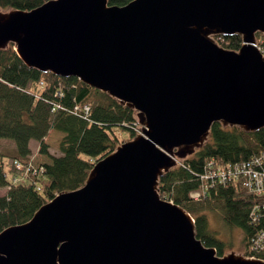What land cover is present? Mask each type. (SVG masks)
Segmentation results:
<instances>
[{
  "label": "water",
  "instance_id": "obj_1",
  "mask_svg": "<svg viewBox=\"0 0 264 264\" xmlns=\"http://www.w3.org/2000/svg\"><path fill=\"white\" fill-rule=\"evenodd\" d=\"M264 0H49L0 12V49L76 77L137 112L142 133L25 223L0 232V264H264L219 255L159 179L215 123L264 128ZM240 35L230 50L214 37Z\"/></svg>",
  "mask_w": 264,
  "mask_h": 264
},
{
  "label": "trees",
  "instance_id": "obj_2",
  "mask_svg": "<svg viewBox=\"0 0 264 264\" xmlns=\"http://www.w3.org/2000/svg\"><path fill=\"white\" fill-rule=\"evenodd\" d=\"M47 1L0 0V12L32 10ZM131 1L109 0V4L126 5ZM259 37L264 53V34ZM219 42L227 49L238 50L243 38L221 36ZM86 105L90 107L88 113ZM115 126L130 130V138L142 130L137 112L119 100L76 77H60L28 67L13 44L0 49V138L15 141L11 151H0V188L6 189L0 195V232L27 222L59 193L83 186L96 162L121 145ZM52 129L63 134L59 155L48 152L45 142ZM32 140L38 141L40 153L50 159L38 175L26 172L33 159ZM262 151L264 128L250 133L215 123L209 141L193 155L179 159L178 165L159 179L162 198L184 207L195 220L198 237L215 247L219 255L232 245L212 231L209 212L218 213L225 226L243 231L246 256L264 260V249L250 252L252 240L264 232V217L252 220L253 210L264 202V196L249 191L241 180L224 185L208 179L219 166L247 161ZM16 160L23 164L21 169L16 167ZM197 191L202 195L193 197Z\"/></svg>",
  "mask_w": 264,
  "mask_h": 264
},
{
  "label": "built area",
  "instance_id": "obj_3",
  "mask_svg": "<svg viewBox=\"0 0 264 264\" xmlns=\"http://www.w3.org/2000/svg\"><path fill=\"white\" fill-rule=\"evenodd\" d=\"M84 110L86 113H88L90 107L86 105ZM140 132H142V130ZM213 164L214 162H211L210 167H212ZM15 165L18 169H21L23 166V164L18 160L15 161ZM43 168V164L39 166L35 165L31 161L26 169V172L27 174L30 172L32 175H38L43 171ZM208 177V179L219 181V183H223L224 185L233 180H241L244 187H246L252 193L262 197L264 196V151L253 156L247 161L221 167L219 166L216 168V170L211 171ZM18 179L19 178H16L14 181H17ZM201 195V191L192 193L193 197H200ZM253 215V221L257 220L258 216L264 217V202H259V204L255 206ZM262 249H264V232L257 235L250 243L251 253H254V251H262ZM252 258H256L255 255H252Z\"/></svg>",
  "mask_w": 264,
  "mask_h": 264
},
{
  "label": "rangeland",
  "instance_id": "obj_4",
  "mask_svg": "<svg viewBox=\"0 0 264 264\" xmlns=\"http://www.w3.org/2000/svg\"><path fill=\"white\" fill-rule=\"evenodd\" d=\"M261 35V34H260ZM259 35V36H260ZM258 37V46L260 47L262 51V47L259 45L260 42V37ZM218 43L219 42V37H214ZM223 46V45H222ZM115 132L117 133L121 144L127 141H130L133 138L131 137V132L128 129H125L121 126H115L114 127ZM140 134V133H137ZM63 138V134L59 131L56 130H50L49 134L45 138V142L48 144V152L59 155L61 153L60 151V141ZM32 147H33V155L34 158L32 159V162L35 165H41L43 164L42 162H47L49 161V156L47 154L40 153L39 151V144L37 140H32L31 142ZM15 146V141L12 139H7V138H0V151H11L12 148ZM7 159V157H6ZM178 165V162H177ZM8 168V167H7ZM10 180H12V176H8ZM6 192V189L0 188V195H4ZM208 218H209V224L212 229L216 234H218L221 238H224L228 243L232 245V248H228L224 254L230 253L232 251L240 254H244V244H243V231L240 228H230L228 226H225L221 216L216 213V212H209L208 213ZM218 236V237H219ZM219 237V238H220ZM246 256V255H245Z\"/></svg>",
  "mask_w": 264,
  "mask_h": 264
},
{
  "label": "crops",
  "instance_id": "obj_5",
  "mask_svg": "<svg viewBox=\"0 0 264 264\" xmlns=\"http://www.w3.org/2000/svg\"><path fill=\"white\" fill-rule=\"evenodd\" d=\"M34 150V149H33ZM33 158H34V155H33ZM50 162V159H49V161H47L46 163H49ZM42 163H45V162H42Z\"/></svg>",
  "mask_w": 264,
  "mask_h": 264
}]
</instances>
